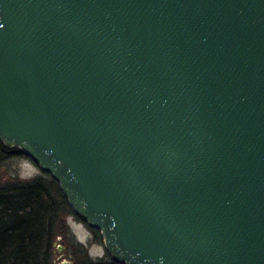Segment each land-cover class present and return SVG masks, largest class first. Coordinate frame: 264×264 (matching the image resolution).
Returning a JSON list of instances; mask_svg holds the SVG:
<instances>
[{
  "label": "water",
  "instance_id": "1",
  "mask_svg": "<svg viewBox=\"0 0 264 264\" xmlns=\"http://www.w3.org/2000/svg\"><path fill=\"white\" fill-rule=\"evenodd\" d=\"M0 142L112 261L264 264V0H0Z\"/></svg>",
  "mask_w": 264,
  "mask_h": 264
},
{
  "label": "trees",
  "instance_id": "2",
  "mask_svg": "<svg viewBox=\"0 0 264 264\" xmlns=\"http://www.w3.org/2000/svg\"><path fill=\"white\" fill-rule=\"evenodd\" d=\"M14 156L26 157L0 142V163ZM72 215L57 182L47 173L0 179V264H58L54 262L58 236L62 244L73 246V264H121L109 258L90 259L86 247L70 236L67 217ZM90 230L100 241L98 231Z\"/></svg>",
  "mask_w": 264,
  "mask_h": 264
},
{
  "label": "rangeland",
  "instance_id": "3",
  "mask_svg": "<svg viewBox=\"0 0 264 264\" xmlns=\"http://www.w3.org/2000/svg\"><path fill=\"white\" fill-rule=\"evenodd\" d=\"M41 171L29 158L24 156H14L3 160L0 163V179L4 181L8 175L18 177L21 179H28L39 175ZM67 223L69 226L70 236L74 240V243L81 244L86 247L87 254L90 259L98 260L103 258H109L105 252L102 240H94V236L90 228L80 221L74 215L67 217ZM56 245H60L63 249L59 252ZM54 250V262L61 264L62 261H71L73 246L62 244V240L57 241Z\"/></svg>",
  "mask_w": 264,
  "mask_h": 264
},
{
  "label": "flooded vegetation",
  "instance_id": "4",
  "mask_svg": "<svg viewBox=\"0 0 264 264\" xmlns=\"http://www.w3.org/2000/svg\"><path fill=\"white\" fill-rule=\"evenodd\" d=\"M60 241V240H59Z\"/></svg>",
  "mask_w": 264,
  "mask_h": 264
}]
</instances>
